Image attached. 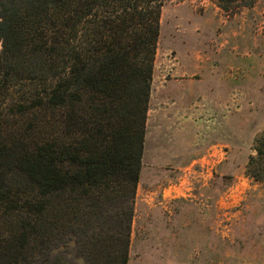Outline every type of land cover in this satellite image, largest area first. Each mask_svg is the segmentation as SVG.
Listing matches in <instances>:
<instances>
[{"label":"trees","instance_id":"obj_1","mask_svg":"<svg viewBox=\"0 0 264 264\" xmlns=\"http://www.w3.org/2000/svg\"><path fill=\"white\" fill-rule=\"evenodd\" d=\"M163 5L0 0V264L129 263Z\"/></svg>","mask_w":264,"mask_h":264},{"label":"rangeland","instance_id":"obj_2","mask_svg":"<svg viewBox=\"0 0 264 264\" xmlns=\"http://www.w3.org/2000/svg\"><path fill=\"white\" fill-rule=\"evenodd\" d=\"M164 0L128 264H264V0ZM85 264L74 241L48 264Z\"/></svg>","mask_w":264,"mask_h":264}]
</instances>
